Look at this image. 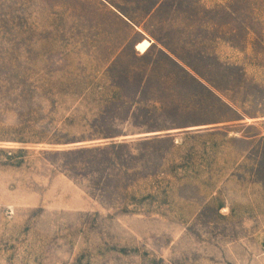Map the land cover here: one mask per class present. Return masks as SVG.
<instances>
[{"label": "rangeland", "instance_id": "1", "mask_svg": "<svg viewBox=\"0 0 264 264\" xmlns=\"http://www.w3.org/2000/svg\"><path fill=\"white\" fill-rule=\"evenodd\" d=\"M0 264H264V0H0Z\"/></svg>", "mask_w": 264, "mask_h": 264}, {"label": "bare ground", "instance_id": "2", "mask_svg": "<svg viewBox=\"0 0 264 264\" xmlns=\"http://www.w3.org/2000/svg\"><path fill=\"white\" fill-rule=\"evenodd\" d=\"M150 47V43L147 40H143L136 45V50L144 53Z\"/></svg>", "mask_w": 264, "mask_h": 264}]
</instances>
